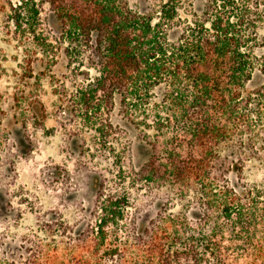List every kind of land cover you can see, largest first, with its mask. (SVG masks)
<instances>
[{"label":"trees","instance_id":"16d2710c","mask_svg":"<svg viewBox=\"0 0 264 264\" xmlns=\"http://www.w3.org/2000/svg\"><path fill=\"white\" fill-rule=\"evenodd\" d=\"M17 1L31 19L47 5L63 32L90 44L95 99L108 113L118 101L150 145L136 179L175 196L139 224L102 185L95 224L72 232L69 248L36 244L10 264H264V185L232 182L259 156L253 96L262 105L264 56L254 31L264 1L205 0L185 17L170 3L140 12L128 0ZM257 69L262 83L251 88Z\"/></svg>","mask_w":264,"mask_h":264},{"label":"rangeland","instance_id":"374dc122","mask_svg":"<svg viewBox=\"0 0 264 264\" xmlns=\"http://www.w3.org/2000/svg\"><path fill=\"white\" fill-rule=\"evenodd\" d=\"M128 2L140 12L174 4L183 17L205 4V0ZM38 10L31 19L24 4L0 0V264L25 258L36 244L64 252L71 246L72 232L95 224L102 185L104 198L125 199L127 215L137 213L139 224L156 214L159 202L175 196L167 188L136 179L150 145L123 118L118 101L108 113L104 102L95 99L99 73L90 44L63 32L47 5ZM259 12L254 32L263 46L256 52L264 56V4ZM262 79L257 69L250 87L260 86ZM253 97L252 136L259 156L246 161L241 179L232 176V182L261 187L264 100L259 106V97L255 93ZM148 108L154 110L152 105ZM180 208L178 204L169 212Z\"/></svg>","mask_w":264,"mask_h":264}]
</instances>
